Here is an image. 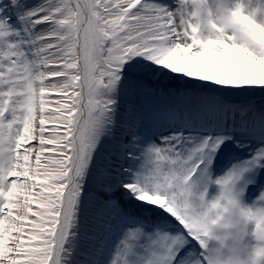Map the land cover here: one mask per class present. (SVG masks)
Instances as JSON below:
<instances>
[{"label": "snow or ice", "instance_id": "6c2138e0", "mask_svg": "<svg viewBox=\"0 0 264 264\" xmlns=\"http://www.w3.org/2000/svg\"><path fill=\"white\" fill-rule=\"evenodd\" d=\"M0 264H264V0H0Z\"/></svg>", "mask_w": 264, "mask_h": 264}]
</instances>
